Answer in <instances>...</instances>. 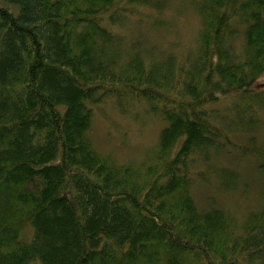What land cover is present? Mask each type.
Wrapping results in <instances>:
<instances>
[{
    "label": "trees",
    "instance_id": "trees-1",
    "mask_svg": "<svg viewBox=\"0 0 264 264\" xmlns=\"http://www.w3.org/2000/svg\"><path fill=\"white\" fill-rule=\"evenodd\" d=\"M200 2L199 62L191 54L181 64L171 52L155 60L165 47L148 38L127 42L108 27L158 1L0 0V264H264V204L240 214L199 208L186 175L195 152L201 172L211 150L264 158V85L251 88L264 74V0ZM234 15L243 45L230 54ZM138 87L171 92L160 99ZM106 96L121 113L131 100L160 99L155 168L181 142L159 177L140 175L141 159L120 163L91 144L92 106ZM213 170L224 191L243 182L229 163ZM26 222L29 240L20 237Z\"/></svg>",
    "mask_w": 264,
    "mask_h": 264
},
{
    "label": "rangeland",
    "instance_id": "rangeland-1",
    "mask_svg": "<svg viewBox=\"0 0 264 264\" xmlns=\"http://www.w3.org/2000/svg\"><path fill=\"white\" fill-rule=\"evenodd\" d=\"M157 1V0H153ZM201 0H163L162 6L156 9L155 6L150 5H134L128 9L125 15V24L113 25L114 32L125 37L129 42L136 37L148 38L149 42H153L160 49L165 47L167 53L174 54L178 60H183L187 52L196 53L198 50V37L202 33L200 25L201 14L199 6ZM131 12V13H130ZM152 23H157L158 26L152 27ZM240 23H245L243 20ZM236 24L230 23L226 33L236 29L234 36H230L236 50L242 49L243 45V25H239V32H237ZM225 33V38L228 39ZM189 58V57H188ZM184 63V61H183ZM186 66V65H184ZM264 76L259 77L258 86L264 85ZM137 89H140L139 87ZM168 89V88H167ZM141 90V89H140ZM144 93H158L160 99L164 96L162 91L170 93L171 90L160 88L157 92L155 89L147 88L141 90ZM128 97L131 99V92L128 90ZM230 96V95H229ZM228 97V96H227ZM160 99L154 100L151 104L153 106H145L144 98L138 100H131L124 110L127 113H121L117 107L116 100L113 97L106 96L102 102L92 106V121L88 130V138L93 147L102 153L114 158L120 163L131 162L137 165L138 159L145 162V168L149 169L147 172L141 170V173L152 177H159L164 170L162 166L164 161L172 157L180 145L181 140H178L170 149V152L165 157L162 164L157 168L158 161V134L160 129L165 125L163 115L160 113ZM226 99V98H225ZM225 99H221L223 103ZM219 107V105H213ZM240 140L245 141V136L240 137ZM222 150H211L210 154H221ZM157 153V154H156ZM195 152L192 155L193 163L190 164V169L186 175L190 178L196 179L199 176L201 180L207 184H213L217 178L214 173L211 161H209L208 168H205L203 162L196 160L202 158ZM252 156V155H251ZM141 157V158H140ZM189 160L190 156H188ZM230 164L232 167L240 170L243 176V182L235 186V188L224 191L218 187L216 193L207 186L201 187L196 184L193 179L189 180V192L194 196V205L199 208H206L209 206H217L237 214L242 213L246 208H259L264 204V194L262 193L261 183H264V165L259 169L257 166L264 163L263 159L256 157L235 158L231 161L230 156L225 153V160L223 165ZM197 166H196V165ZM139 165V164H138ZM263 169V170H260ZM147 172V173H145ZM21 239L29 240L31 238V228L29 222H26L20 227ZM29 264H40L39 261H31Z\"/></svg>",
    "mask_w": 264,
    "mask_h": 264
},
{
    "label": "bare ground",
    "instance_id": "bare-ground-1",
    "mask_svg": "<svg viewBox=\"0 0 264 264\" xmlns=\"http://www.w3.org/2000/svg\"><path fill=\"white\" fill-rule=\"evenodd\" d=\"M157 1H158L161 5L163 4V0H157ZM200 19H201L200 25L203 26L204 23H203V21H202V18L200 17ZM237 20H238V18H237L235 15L232 16V18H231V22H232V23H235ZM104 22H105V20L101 21V24H103ZM113 25H115V24L108 25V27H109L110 30H112V31H113V29H112V26H113ZM223 47L226 49V51H227L228 53H230V54H234V53H235V47H234V45H233V43H232L231 41H226V42L224 43ZM152 53H153L152 56H153L154 59L157 60V61H158V60H161L162 58H164V57H166V56H170V53H167V52H165V51H163V50H155V51L152 52ZM191 54H193L192 57H191V62H193V63H194V62H199V58H200V56H199V54H198L197 52H196V53H194V52H187V55L185 56V58H184L183 60H179V61H182L181 64H183V61H185L186 59H188V57H189ZM176 58H177V57H176ZM212 58H214V61L217 60V58H216L215 56L212 57ZM177 59H178V58H177ZM192 60H193V61H192ZM194 64H195V63H194ZM204 75L207 76V71H204ZM259 76H260V75H259ZM259 76H258V77H259ZM262 76H264V74L261 75L260 77H262ZM215 77H216L215 73H209V78H210L211 80L215 79ZM210 79L207 78L208 87H206V90L209 89V88L211 87V80H210ZM257 79H258V78H256V79L253 81V83H252L251 88H252L253 90H259V87H258V84H257ZM196 81H197L196 85H198V84H199V81H198V80H196ZM237 90H238V89H237ZM239 92L243 93V96H244V97H250V96H251V93H245V92L240 91V90H239ZM251 92H252V91H251ZM232 98H233V95L228 96V97L225 99V101H224L223 103L226 104V103L229 102ZM145 106H147V107L151 106V102H145ZM261 110H262V111H259V119L264 120V109H261ZM177 111H178V110H177ZM258 134L260 135V136L257 135L258 143L264 146V130H261ZM224 160H225V152L222 150L221 154H216V153L211 154V155H210V158H209V160H208V162L211 161V165H212L213 168H218V167H223V164H222V163L224 162ZM201 162H203V158H201ZM196 177H197L196 179H193V178H190V179H193V180L196 182V184H197L198 186H200V188H201V187H205V186H207L208 188H210V189L214 190L216 193H218L217 188L220 186V182L222 183V180H220V179H216L215 182H214L213 184H207L206 182H204L203 180H201L199 176H196ZM191 197L194 199V196H193V195H192ZM213 206H214V205H213ZM214 207H217V206H214Z\"/></svg>",
    "mask_w": 264,
    "mask_h": 264
}]
</instances>
